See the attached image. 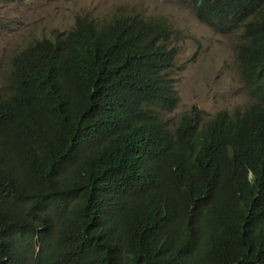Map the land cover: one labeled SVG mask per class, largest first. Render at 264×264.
<instances>
[{"label":"trees","instance_id":"16d2710c","mask_svg":"<svg viewBox=\"0 0 264 264\" xmlns=\"http://www.w3.org/2000/svg\"><path fill=\"white\" fill-rule=\"evenodd\" d=\"M176 1L240 30L246 113L170 115L164 18L33 39L0 85V264H264V0Z\"/></svg>","mask_w":264,"mask_h":264},{"label":"rangeland","instance_id":"374dc122","mask_svg":"<svg viewBox=\"0 0 264 264\" xmlns=\"http://www.w3.org/2000/svg\"><path fill=\"white\" fill-rule=\"evenodd\" d=\"M130 12L164 18L182 35L170 41L177 52L175 119L192 110L208 119L220 109H243L250 102L237 68L240 30L219 34L200 22L190 5L176 0H0V85L11 55L33 39L69 29L77 15L103 21Z\"/></svg>","mask_w":264,"mask_h":264},{"label":"clouds","instance_id":"9594fccd","mask_svg":"<svg viewBox=\"0 0 264 264\" xmlns=\"http://www.w3.org/2000/svg\"><path fill=\"white\" fill-rule=\"evenodd\" d=\"M14 1H22V0H14ZM130 13H133V12H130ZM124 14H128V13H124ZM143 16V15H142ZM144 18H146V19H148L149 17H145V16H143ZM245 108V107H244ZM244 108L243 109H240V108H237V109H235V110H233V111H228V110H226V109H220V110H218V111H216L210 118H208V119H205L204 117H203V115H202V113H201V115H202V118H203V120L204 121H208L209 123L211 122V121H213L214 119H216L217 117H221V116H225V117H228V116H233V115H237V114H245L246 112H243L244 111ZM239 111V112H238ZM171 115V114H170ZM172 116V115H171ZM173 117V116H172Z\"/></svg>","mask_w":264,"mask_h":264},{"label":"bare ground","instance_id":"6f19581e","mask_svg":"<svg viewBox=\"0 0 264 264\" xmlns=\"http://www.w3.org/2000/svg\"><path fill=\"white\" fill-rule=\"evenodd\" d=\"M194 77V76H193Z\"/></svg>","mask_w":264,"mask_h":264}]
</instances>
